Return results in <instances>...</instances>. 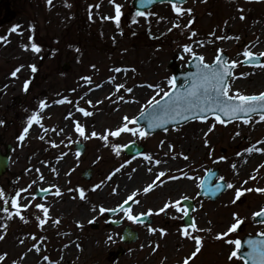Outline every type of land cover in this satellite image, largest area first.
<instances>
[{
    "label": "rangeland",
    "instance_id": "obj_1",
    "mask_svg": "<svg viewBox=\"0 0 264 264\" xmlns=\"http://www.w3.org/2000/svg\"><path fill=\"white\" fill-rule=\"evenodd\" d=\"M130 2L27 0L23 1L22 17L14 20L18 25L23 23V27H18L17 31H7L6 26L0 28V36L5 37L0 40V121H3L0 123V149L4 152L6 144L13 146L9 167L0 177V191L4 194L0 196V204H6L8 209V212L4 211L5 208L0 211V221H6L0 231V256L4 257L0 264H21L23 256L33 247H37L36 254L41 260L55 261L66 243L73 244L75 251L64 264H182L185 260L188 264H243L236 256L229 259L233 251L237 252V246L228 241L240 240L246 233L264 231V224H254L251 220L254 212L264 208V192L256 191L264 189V179L261 178L264 166H255L241 182L235 181L229 172V164L236 157L264 138V121L260 120V115L248 118V123L243 120L225 123L211 116L154 135L140 136L139 131L135 134L124 131L118 135L122 137L118 140V136L111 135L118 120L121 126L127 123L129 128L142 129L132 118L150 101L162 97L173 87L168 80L172 78L174 68L185 70L192 57L191 53L184 51V45L191 46L192 52L203 56L206 63L212 62L221 52L227 55L229 62L237 61L229 83L248 71L264 77V55L255 53V56H261L259 65L241 64L245 49L250 51L245 36L250 24L244 18L264 17V0H188L178 5L185 10L182 14L174 11L170 4H160L142 12L143 15H137ZM116 4L121 6L119 24L110 18L116 16ZM202 12L206 18L198 27V15ZM241 14L246 17L239 18ZM227 17L230 18V22L224 23L227 29L213 28V22H223ZM30 18L33 23L27 21ZM259 34L257 30L256 35ZM224 35L231 36L232 40L228 43L220 41ZM194 38L201 40L198 46H193ZM33 43L40 47L39 52L31 48ZM32 65L36 66L35 71ZM17 68L16 76H12ZM117 68L121 71H115ZM116 73H120L119 81H125L126 87L110 86L97 100L92 95L84 102L80 100L81 96L94 91L93 87L107 82ZM25 81L29 82L27 90ZM139 82L144 93L135 98L136 102L131 106L132 94L127 89L132 83ZM42 100L46 105L42 108L46 110L42 121L37 124L33 121L29 126L28 118L35 112L33 106L40 107ZM107 106L118 112L108 115ZM52 107L55 108L50 110ZM94 107L98 110L95 111ZM80 108L91 114L85 115ZM68 111H74L76 117L67 128H62V117ZM91 116L98 118L97 121L91 122ZM125 116L128 121L124 120ZM77 122L84 128V136L76 131ZM242 124H247L248 133L243 127L238 128ZM36 125L38 129L33 136L25 138V127L35 128ZM93 131L98 135L92 136ZM197 131L203 132L198 141L202 152L198 158L191 156L185 162L200 177L197 187L189 194L174 189L165 191L166 183L176 182L186 171H178L173 160L175 149L182 139H190ZM233 132H238L234 138ZM22 134L24 138L18 139ZM104 136L107 140L102 138ZM129 142L142 145L143 151L129 156L122 147L113 148V145L123 146ZM76 143L84 144V152L80 155L74 148ZM58 155L62 159L58 160L60 169L55 170L54 175L51 167ZM170 158V170L159 176L160 165ZM138 166L150 172L145 174L135 191H125L124 196L117 198L109 191V197L104 195L110 182L111 188L115 185V179L111 178L130 174ZM87 168L91 170L88 180L81 175ZM209 169L218 171L216 180L223 177L226 184L233 185L232 188L226 187L213 202L199 197L200 181ZM153 181L155 186L144 192L143 189ZM46 187L51 190L48 196L34 197L35 188ZM80 188L85 192L83 199ZM237 189L242 190L239 199L235 197ZM17 192L20 193L16 197L19 214L11 203ZM134 192L133 205L129 208L131 214H148L152 223L137 224L128 219L123 210L112 217L122 219L123 225L111 226L107 211ZM99 193L102 195L97 199L95 196ZM182 198L193 201L191 217L195 229L182 224L184 210L179 202ZM60 199L68 201L70 206L72 204L71 208L62 210V216L49 218L50 207ZM94 199H97L95 205ZM166 203L169 207L158 211ZM37 204L45 205L47 213L35 207ZM93 206L95 208L91 210ZM101 207L106 211L101 212ZM149 209L153 210L150 214ZM81 213L85 217L82 223H77L75 218ZM237 217L241 220L237 228L227 236L217 238L218 233L227 232ZM41 220L45 223L39 225ZM93 223L97 224L96 228ZM125 224L138 232L135 242L121 243ZM160 229L165 231L162 233ZM185 230L188 236L183 234ZM101 235H106L108 240H100ZM81 236L91 237L88 248L83 249ZM196 236L201 238V244L193 257L191 254L197 248ZM10 237L22 240L11 242L4 251L2 243ZM119 245H123L125 251L114 258L112 252Z\"/></svg>",
    "mask_w": 264,
    "mask_h": 264
},
{
    "label": "snow or ice",
    "instance_id": "obj_2",
    "mask_svg": "<svg viewBox=\"0 0 264 264\" xmlns=\"http://www.w3.org/2000/svg\"><path fill=\"white\" fill-rule=\"evenodd\" d=\"M51 2V0H49ZM112 2V0H110ZM150 3L151 0H148ZM172 2V0H170ZM98 7V6H97ZM116 16L115 17H110L111 19H115L117 24H119V17L121 16V11H120V5L116 4ZM172 8L174 11L177 13H183L185 10L182 9L177 5V3L172 2ZM187 11H191V9H188ZM144 13H137V15H143ZM243 18V17H242ZM135 19V18H134ZM189 23H192V21H189ZM19 26L14 25L13 26V31L17 30ZM5 37L0 36V40H4ZM31 40V37H29ZM23 47L27 48L28 45H22ZM31 48L39 52L40 47L33 43L31 44ZM184 51L191 53L193 57H196V53L192 52L191 46L189 45H184ZM220 52L221 50H217ZM261 55H264V53H261ZM244 56H245V63L249 62L251 59L254 58L255 53H252L245 49L244 51ZM199 63L196 64L197 71L194 73H190L192 76V82L191 86L183 90L182 92L175 93L171 95V98L168 101H165L163 98H161L159 101L157 100H152L149 102L150 105L155 104L157 105V110H154V113H150L148 116L149 123L148 127H157L159 126L160 123L164 122L165 117H171L175 118L177 116H180L183 118V114L181 109L183 108V111L189 112V114L193 118H197L198 113L193 111L194 109L199 110V116L198 118L200 119H207V113H221L223 114L224 117H230V118H240L244 121V123H248V119L246 116H249L252 113L257 112L259 109L261 114H260V120L264 121V92H260L258 94H252V95H244L237 90L236 94L234 96L229 95V80L232 78V72L231 69L235 67L237 61H225L223 60V57L218 55L215 59V61L212 64H207L204 63V57L199 56L198 57ZM32 70H36V66L32 65ZM19 71V68H17L15 71L11 73L12 76H16L17 72ZM115 71L119 72L121 69L117 68ZM243 75V73H241ZM28 81H25L24 88L25 90L28 89ZM168 83L175 87V78H171L168 80ZM123 85H117V88H123ZM129 92L132 91L131 88L127 89ZM170 92H165L164 96H169ZM67 99V98H65ZM63 102V101H61ZM40 107H46L44 101H40ZM79 111L83 112L85 115H90L91 113L87 112L85 109L80 108ZM157 112L159 114H157ZM243 114V115H242ZM143 115V113L141 114ZM135 120V118H132ZM217 120H221L220 115H216ZM125 121H128L129 118L127 116L124 117ZM35 121L36 123L40 122V117L37 113H33L29 118H28V124L29 126ZM221 122H225L221 120ZM0 123H3V121H0ZM214 127V126H213ZM212 129L210 128L209 131ZM28 131V128L25 127L24 133L26 134ZM76 131L80 133L81 136L85 135L84 128L79 125L77 122L76 125ZM122 131H128L132 133H136L139 131L140 136H145L146 132L142 129H133L129 128L127 126V123H125L121 128H117L115 131L111 132V135L113 136H118ZM98 134L93 131L92 136H97ZM24 135L22 134L18 139H23ZM103 139L107 140V136L102 137ZM207 143V141H206ZM120 147H128V145H113L114 150H118ZM252 149H248V151H251ZM257 151H261L264 149H256ZM149 158L150 157H147ZM220 159H224V157H220ZM156 163H160V161H156ZM119 169H117L118 171ZM159 176H164V173L161 172ZM43 178V177H41ZM110 178V177H109ZM159 179V177H157ZM221 180H223V177H220ZM155 186V181L147 185L143 191L148 192L150 191L153 187ZM228 188H232L233 185L231 183H227L224 185ZM94 187H98L94 186ZM201 187H203V182H201ZM221 187V185L216 186V190H218ZM23 191V190H21ZM250 191V189H249ZM256 191L264 192V189H256ZM80 197L83 199L85 196V192L83 188L79 189ZM57 195L60 194L59 189H57L56 192ZM3 192L0 191V196H3ZM20 193L17 192L16 196L12 197L11 203L13 206L17 208V214H19V205H17V200L16 197H19ZM136 195V193H132L127 200H125L122 204L118 206V208H123L125 209V215L128 217L130 220H139L138 216H133L131 214L130 209L125 208V205L128 203V201L132 200L133 197ZM242 195V190L237 189L235 192V197L236 199H239ZM184 199V198H182ZM177 205L179 202H175ZM23 207H27V205H24ZM35 207L42 209L45 213H47V208L43 204H37ZM169 205L166 203L164 205V208L159 209L158 211L162 212L166 208H168ZM5 212H8V209H4ZM101 212L106 211L103 207L100 208ZM108 211H116V209H109ZM149 214L153 211L152 209H149ZM185 215H187V210H184ZM144 215V214H141ZM234 216L237 214L233 213ZM254 215H260L264 216V209H261L259 213H254ZM23 218V217H22ZM55 222H59L58 220ZM143 223V221H140ZM41 225L45 223L44 220L40 221ZM79 223V222H77ZM241 223V220L237 217L235 220V223H233L225 233H218L217 238H220L222 236H227L229 232L234 231L237 226ZM191 227L195 229L196 225L193 222ZM154 230V229H150ZM160 231L163 233L165 230L160 229ZM185 236H188L189 233L185 230L183 233ZM2 238V237H0ZM195 243L197 245L196 251H194L191 255L194 257L197 252L199 251V246L201 244V238L199 236L194 237ZM229 243H234L237 248L240 245V241H228ZM252 251L250 252V255L253 257L254 264H264V240L261 241H249L248 242ZM237 255L236 251H233L229 257L231 259L232 257H235ZM4 257L0 256V260H3ZM47 259V258H45ZM184 264H188V261L185 260Z\"/></svg>",
    "mask_w": 264,
    "mask_h": 264
},
{
    "label": "bare ground",
    "instance_id": "obj_3",
    "mask_svg": "<svg viewBox=\"0 0 264 264\" xmlns=\"http://www.w3.org/2000/svg\"><path fill=\"white\" fill-rule=\"evenodd\" d=\"M244 14H241L239 16L240 17H244ZM193 17H195L193 15ZM199 22H198V27L201 26L202 21L206 18L205 12H202L201 15L199 16ZM246 17V16H245ZM183 17H181L180 19H182ZM247 19L249 24H250V29L246 31L245 36H247V41H248V45H249V49L250 52L252 53H264V17L261 15H257L255 17H251V18H244ZM230 18H225L222 21L219 22H213V28L219 30L221 28L223 29H227L228 26L225 25L224 23L226 22H230L229 21ZM250 20V21H249ZM236 22V21H234ZM222 30V29H221ZM259 31L260 34L256 35V31ZM196 37V36H195ZM230 40H232L231 36H221L220 37V41L222 42H226L228 43ZM193 46H198V44L200 43L199 39L194 38L193 40ZM197 44V45H195ZM205 61V60H204ZM22 69V68H21ZM121 78L120 73H116L112 78H110L107 82L105 83H101V84H97L95 87H93L94 91H90L87 92L84 96H81L80 100L82 102H84V100L86 99V97L92 95V97H95V100H97L98 96L104 92L108 87L113 86V87H117V85H123L124 87H126L127 83L125 81L120 82L119 79ZM114 83V85H113ZM229 94L232 93L236 94L237 90H239L240 93L244 94V95H252V94H258L262 91H264V77L260 76L257 72L253 73L252 71H248V73H245L243 75H239L236 78H234L232 81H230L229 83ZM142 84L136 83L131 85V89L132 91L130 92L132 94L130 103L131 106L134 105V103L136 102L137 97H141L142 94L144 93V88H141ZM5 94H3L2 96H4ZM3 99V98H2ZM126 103V101L123 102V105ZM102 104V102L100 103ZM50 107V106H48ZM55 107L49 108L54 109ZM33 109L35 111V113H37L40 117V121H42V115L43 113L46 111L44 109H40L39 106L35 105L33 106ZM95 111H97L98 109H96L94 107ZM117 109H119L117 107ZM107 110L109 111L107 114H114L116 112H118V110L114 111L112 109V107L107 106ZM111 111V112H110ZM111 114V115H112ZM75 112L74 111H68L63 117H62V122H61V127L62 128H67L68 124L71 123L74 119H75ZM95 117V116H94ZM93 116L89 117L90 121H97L98 118H94ZM95 119V120H94ZM120 119V118H119ZM89 123L87 124H90ZM36 123V122H34ZM37 124V123H36ZM255 125V124H254ZM252 125V126H254ZM122 126L120 125L119 120L117 121V123L114 125L112 131H115L117 128H121ZM243 127L244 128V132L248 133L249 132V128L247 126V124H242L240 125L238 128ZM38 126L36 125L35 128L33 127H28V131L25 135V138H28V136L32 137L33 134L37 131ZM240 131V129H239ZM251 131H254V128L251 127ZM91 132V131H90ZM124 131H122L121 133H123ZM241 132V131H240ZM202 131H197L195 134L192 135V137L188 140H181L177 146V148L174 151V158L173 160L176 161V166L178 168V171L181 172L182 170H186L185 173L180 174L178 180L176 182H169L166 183V188L164 189L166 190H180V193H186L189 194L191 193L196 187L197 184L199 183V175H197V173L195 172V170H190L189 163H185L188 161V159L192 156L193 159H196L199 157L200 153L202 152L201 148L198 145V141L200 139V137L202 136ZM242 133V132H241ZM238 134V132H233L232 134V138H234L236 135ZM121 136H118V139H121ZM249 149H252L251 151H248V149H246L245 152L241 153L238 157H236L232 163L229 164V172L231 174L234 175V180L241 182L243 181V178L247 177L250 173L251 170L254 169L255 166L257 165H263L264 166V150L261 151H257L256 149H264V138L262 140H259L255 143H253L251 145V147ZM62 159V156L58 155L57 157L54 158V163L53 166L51 167V169L54 172L55 175V170L60 169L58 168L59 165V161ZM57 161V162H56ZM172 160L170 158V160H168L166 163H164L163 165H160L161 170H159L160 172H167L170 170V166L169 164H171ZM154 171H152L153 173L155 172V169H153ZM150 171H146L145 168H143L142 166H138L137 168L133 169L132 172L130 174L127 175H123L119 178V176L115 177V178H111V180L115 179V187L113 186L111 188V182L109 183L110 186H108L107 188L104 189V195L106 197L108 194V191L110 192L111 196H115L117 197H122L125 194H123L125 191H135L139 185V183L145 178V174L149 173ZM182 178V179H181ZM264 179V169H263V175L262 177ZM110 180V181H111ZM170 180H165V182H168ZM180 184L179 187H176V185L174 184ZM178 188V189H177ZM125 192V193H126ZM102 193L97 194L95 197L97 199H100L99 197H101ZM115 197H112L115 198ZM94 199L93 201V205H95L96 200ZM72 206V204H71ZM70 203L66 200H57L54 204H52V206L49 209V218H56V216H62V210H69L71 208ZM95 207H91V210L94 209ZM85 217L84 214H78L75 218L76 222L82 223L83 218ZM6 225V221L1 220L0 221V231H2L4 228V226ZM39 225H41V223L39 222ZM53 226V225H51ZM20 238V237H19ZM7 238L6 240L3 241L2 243V247L4 251H6L10 246H11V242L15 241L17 239V241H19L20 239L22 240V238ZM100 240H108V237L106 235H101ZM81 240L84 243V248H88L92 242L91 237L88 236H81ZM62 245V244H61ZM73 244L70 243H66L65 247L62 250L61 247V252L59 254V258H56L55 261L53 260H41L40 258L37 257V247H33L32 250L28 253H26L25 256H23V258L21 259V264H64L65 262H69L71 256L74 254L75 249L72 246ZM79 252V251H78Z\"/></svg>",
    "mask_w": 264,
    "mask_h": 264
},
{
    "label": "water",
    "instance_id": "obj_4",
    "mask_svg": "<svg viewBox=\"0 0 264 264\" xmlns=\"http://www.w3.org/2000/svg\"><path fill=\"white\" fill-rule=\"evenodd\" d=\"M163 1H169L170 2V0H151V2L149 3L148 0H133L132 4L138 11H142L144 9L152 7L156 3L163 2ZM184 1L185 0H172V2H175V3H182ZM220 56L223 57V60L226 59L225 54H220ZM197 63H199L198 59H195L194 61H191L189 63L188 66L193 68L192 71L187 70L185 72H180L177 70V74L175 75L176 86L171 90L170 95L167 96L168 98H171V95L182 91L181 85L184 81L187 80L190 83L192 82V76L190 75V73H194L197 71V68H196ZM154 110H157V105H155V104L151 105L150 108L146 112H144L143 115H140L137 119L138 123L144 124V130L146 132H149V133L157 131V130H163V129H166L170 126H174L177 124H182V123L186 122L187 120L193 119V117L189 114V112L183 111V108H182L181 111L183 114V118H181L180 116H177L175 118L165 117L164 122L160 123L159 126L149 128L148 127V123H149L148 116L150 113H154ZM193 111L198 113V115H197V117H198L199 116V110L194 109ZM157 114H159V113L157 112ZM210 114H212V113L210 112V113H207L206 115L208 116ZM215 114L220 115V117L223 120L228 121L231 119L230 117H224L223 114L218 113V112ZM132 146L133 145H130L126 149L127 153L134 154L137 151H140V148L133 150ZM76 147H78V146H76ZM9 149H10V146H7V150H9ZM78 150H79V152H82V146H79ZM8 157H9V152H7V154H5V155L0 154V174H2L6 169ZM85 177L89 178V174H85ZM208 184H209V181L207 182V185ZM224 188H225L224 185L221 186L218 190H216L214 187H211V186L205 187V189L203 187L201 195L209 197L210 199L214 200L224 190ZM36 193L38 196H43V195H45L46 191H36ZM183 203L186 205V208H187V215H185L184 221H185L186 225H189L191 223V220L189 218V212L191 210L192 203L188 200L184 201ZM144 219H145V217H144ZM256 220H264V216L261 217L260 215H258L256 217ZM135 239H136V232H132L128 228H126L123 232L122 241L123 242H130V241H134ZM249 241H252L251 237L247 236L244 238V240L242 241L241 246H240L241 250L238 253V255L240 257L244 258V260L246 261V264H252L253 263V257L250 255V252L252 251V249L248 243ZM243 248H246V249L243 250ZM121 251L122 250L120 249L118 253H120ZM118 253H116L115 256H117Z\"/></svg>",
    "mask_w": 264,
    "mask_h": 264
},
{
    "label": "flooded vegetation",
    "instance_id": "obj_5",
    "mask_svg": "<svg viewBox=\"0 0 264 264\" xmlns=\"http://www.w3.org/2000/svg\"><path fill=\"white\" fill-rule=\"evenodd\" d=\"M24 0H0V25L4 20L10 21L20 15Z\"/></svg>",
    "mask_w": 264,
    "mask_h": 264
}]
</instances>
